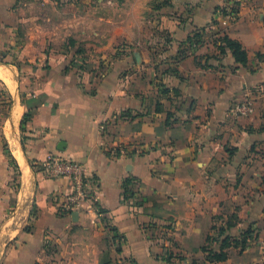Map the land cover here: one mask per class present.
<instances>
[{"label":"crops","instance_id":"0c3cea01","mask_svg":"<svg viewBox=\"0 0 264 264\" xmlns=\"http://www.w3.org/2000/svg\"><path fill=\"white\" fill-rule=\"evenodd\" d=\"M134 1L0 0V264H264V0ZM51 155L87 167L96 207L65 213ZM232 215L258 239L207 263Z\"/></svg>","mask_w":264,"mask_h":264},{"label":"trees","instance_id":"16d2710c","mask_svg":"<svg viewBox=\"0 0 264 264\" xmlns=\"http://www.w3.org/2000/svg\"><path fill=\"white\" fill-rule=\"evenodd\" d=\"M169 0L164 1V5H168ZM237 11H233L235 14ZM191 40V39H190ZM216 46L220 54H227V50L232 53L236 63L246 66L248 57L244 47L237 41L228 38L227 36L218 39ZM135 183L129 181L124 183V197L130 199L135 194ZM237 224V218L232 215L225 226H214L212 234L207 238V244L202 247V251L206 254L207 263L224 262L228 259L229 250L231 248H240L244 251L253 241L258 239V234L252 231L251 228L245 230L239 238L231 236L228 232ZM220 244L218 249L213 248L212 244Z\"/></svg>","mask_w":264,"mask_h":264},{"label":"built area","instance_id":"2783aa9c","mask_svg":"<svg viewBox=\"0 0 264 264\" xmlns=\"http://www.w3.org/2000/svg\"><path fill=\"white\" fill-rule=\"evenodd\" d=\"M254 109V99L246 95L243 101L235 103L230 107L229 113L237 119L248 118L254 113ZM43 168L51 177L68 178L71 181L72 192L67 196V202L64 206L65 213L70 215L86 203H89L92 207H96V197L86 183L88 169L85 165L66 160L61 156L51 155L43 163ZM259 243L264 251V238L259 240Z\"/></svg>","mask_w":264,"mask_h":264},{"label":"rangeland","instance_id":"374dc122","mask_svg":"<svg viewBox=\"0 0 264 264\" xmlns=\"http://www.w3.org/2000/svg\"><path fill=\"white\" fill-rule=\"evenodd\" d=\"M111 3H116V4H129V3H134V4H140L139 1H134V0H111ZM151 3H154V2H151ZM150 3V6H152V4ZM9 47L6 46V45H2L0 43V64L3 65L2 63L6 62L5 59L2 57L4 53H8L9 52ZM12 61L9 60L8 63H11ZM0 101H4V105L6 108H4L3 112L4 113H7V110H8V107L10 106V98L9 96L7 95L6 91L3 90V87H2V83H0Z\"/></svg>","mask_w":264,"mask_h":264},{"label":"water","instance_id":"95a60500","mask_svg":"<svg viewBox=\"0 0 264 264\" xmlns=\"http://www.w3.org/2000/svg\"><path fill=\"white\" fill-rule=\"evenodd\" d=\"M74 216H76V213L74 214Z\"/></svg>","mask_w":264,"mask_h":264}]
</instances>
